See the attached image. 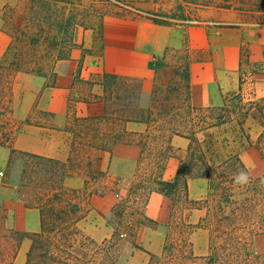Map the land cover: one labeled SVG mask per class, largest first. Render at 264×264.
I'll return each mask as SVG.
<instances>
[{
  "label": "rangeland",
  "instance_id": "1",
  "mask_svg": "<svg viewBox=\"0 0 264 264\" xmlns=\"http://www.w3.org/2000/svg\"><path fill=\"white\" fill-rule=\"evenodd\" d=\"M0 12L3 27L12 38L13 55L9 65L0 67L3 147L11 146L24 123L42 122L38 115L25 120L18 116L22 77L49 74L57 59L77 54L75 31L92 30L98 40L107 18L163 20L175 26L178 40L153 61L154 76L148 87L120 82L115 89L125 95V104L113 102L109 114L90 126L74 121L77 135L68 162L17 152L0 166L4 174L0 179V261L13 262L12 251L24 239V234L3 227V197L11 192L28 207L40 209L47 231L79 217L75 225L83 233L79 240L113 246L112 259L117 264H147L150 254L160 256L169 231L174 240L186 238L195 256H206L210 230L199 227L205 212L193 203L206 195L207 182L189 179L188 204L181 193L167 199L145 187L148 179L169 180L175 175L189 141L183 148L179 143L171 145V140L185 138L193 123L200 126L204 110L220 105L221 98L236 93L239 84L245 99L264 97V47L255 44L254 35L264 23V0H0ZM97 40L95 48L86 53L97 55ZM116 112L125 117H112ZM130 120L141 123L139 136L123 133L124 122ZM246 128L250 141L235 122L207 131L198 127L196 137L211 164L239 158L256 178L264 175V160L254 145L257 129L252 122ZM123 139L139 145V155L115 150L110 165L99 169V155L92 149L111 151ZM68 174L82 186L63 187ZM120 201L125 209L122 221L108 222L105 218L111 207ZM74 204L78 206L75 217L69 213ZM184 224L193 226L188 234ZM56 238L60 240V233ZM30 244L31 249L33 242ZM253 248L264 253V233L253 238Z\"/></svg>",
  "mask_w": 264,
  "mask_h": 264
},
{
  "label": "crops",
  "instance_id": "2",
  "mask_svg": "<svg viewBox=\"0 0 264 264\" xmlns=\"http://www.w3.org/2000/svg\"><path fill=\"white\" fill-rule=\"evenodd\" d=\"M176 32L175 26L118 18H107L103 21L102 34L98 40L92 30L75 31L73 43L80 48L77 54L71 53L63 59H57L49 74H26L22 77V83L18 86L22 93L18 116L25 120L38 115L42 122L24 123L11 146L0 147V166L7 163L12 150L62 163L68 162L73 136L77 135L74 121L105 117L113 102H117V105L125 104V95L115 89L120 82L128 85L137 83L141 88L148 87L154 76L153 61L161 57L167 48L178 44ZM254 35L257 41L255 44L264 47V23L259 25ZM11 40L3 27L0 12V67L9 65L13 60L10 52ZM96 40L99 44L97 55L86 53V50L95 48ZM104 74L115 76L110 88L105 87ZM128 100L130 103L136 102L135 99ZM21 104L27 107L23 109ZM112 117L125 116L116 112ZM140 125L136 121H126L123 124V133L139 136L143 131L137 128ZM174 143H179L184 148L188 140L174 138L171 145ZM92 150L99 155L97 162L101 170L110 165V158L115 150L114 153L133 151L137 155L141 151L135 142L117 144L111 151L101 147ZM82 184L74 183L71 174L66 175L62 183L63 187L73 189L80 188ZM3 208V227L6 230L27 236L40 232L41 213L38 208L28 207L13 192L7 198L3 197ZM31 241L30 237H24L21 241L13 260L15 264L26 263Z\"/></svg>",
  "mask_w": 264,
  "mask_h": 264
},
{
  "label": "trees",
  "instance_id": "3",
  "mask_svg": "<svg viewBox=\"0 0 264 264\" xmlns=\"http://www.w3.org/2000/svg\"><path fill=\"white\" fill-rule=\"evenodd\" d=\"M151 21L156 25L172 26L168 21ZM255 65L257 68L260 67ZM103 79L105 87L110 88L115 76L104 74ZM222 98L220 105L203 111L200 126L199 123H193V128H190L185 136L189 141L187 154L185 159L180 160L175 175L170 180L159 177L148 179L149 185L145 187L167 199H173L181 193L188 204L191 203L188 196L189 179H203L207 182L206 195L193 204L205 212L198 225L210 230L209 252L206 256H195L186 238L174 240L169 231L163 253L160 256L150 254L147 264H264V253H257L253 248V238L264 233V175L256 178L250 176L239 158H230L216 165L211 164L207 151L196 137L198 127L201 131H207L235 122L250 141V133L245 130L247 123L252 122L257 129L254 145L264 160V97L245 99L242 84H239L236 93L229 98ZM190 109L197 111L196 108ZM103 118L105 117L83 118L77 121L90 126L92 122ZM193 121L194 119L190 120ZM122 143L125 144L127 141L124 140ZM11 153L17 152L12 150ZM240 171L247 172L250 178V182L243 186L234 182L235 175ZM123 204L120 201L113 205L105 219L113 224L120 223L125 214ZM69 213L75 217L78 214V206L71 205ZM79 220V217L72 218L71 222H66L63 227L47 231L41 214L40 232L30 236L24 235L30 237L33 242L25 264H117L112 259L113 246H107L106 242L97 245L92 241L86 244L79 240L83 237L81 230L75 227ZM150 222L155 224L151 220ZM192 228L190 224H184L187 234ZM66 230L69 232L66 233ZM57 233H60V240L56 238ZM16 248L17 246L15 251H12L13 260L18 250ZM2 251L3 249L0 253ZM0 264L7 262L1 260Z\"/></svg>",
  "mask_w": 264,
  "mask_h": 264
},
{
  "label": "clouds",
  "instance_id": "4",
  "mask_svg": "<svg viewBox=\"0 0 264 264\" xmlns=\"http://www.w3.org/2000/svg\"><path fill=\"white\" fill-rule=\"evenodd\" d=\"M234 182L238 185H246L250 182V178L247 174V172L240 171L238 172L234 177Z\"/></svg>",
  "mask_w": 264,
  "mask_h": 264
},
{
  "label": "built area",
  "instance_id": "5",
  "mask_svg": "<svg viewBox=\"0 0 264 264\" xmlns=\"http://www.w3.org/2000/svg\"><path fill=\"white\" fill-rule=\"evenodd\" d=\"M3 175H4V174H3L2 172H0V179L3 177Z\"/></svg>",
  "mask_w": 264,
  "mask_h": 264
}]
</instances>
